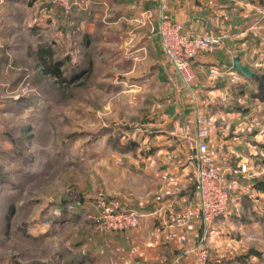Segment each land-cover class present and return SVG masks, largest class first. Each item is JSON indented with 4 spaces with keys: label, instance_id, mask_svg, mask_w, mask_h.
<instances>
[{
    "label": "rangeland",
    "instance_id": "obj_1",
    "mask_svg": "<svg viewBox=\"0 0 264 264\" xmlns=\"http://www.w3.org/2000/svg\"><path fill=\"white\" fill-rule=\"evenodd\" d=\"M2 1L0 264H76L89 250L103 256L94 264H123L122 253L133 249L132 245L123 244V237L133 239L143 218L137 227L114 229L110 225L116 216L136 211L147 202L164 201L162 194L166 192H184L187 188L196 192V149L190 146L196 147L202 113L196 115L194 134L157 133L164 130L166 121L173 124L180 121L176 116L180 111L175 109L173 118L167 113L171 99L150 100L154 96L150 93L143 98L119 96L117 82L122 78L95 63L90 55L88 65L83 66L88 68L87 73L81 79H71L73 84L57 83L39 67L36 51L41 43L47 42L56 51L57 60L72 62L75 57L80 60L86 57L80 31L67 30L75 8H80L85 0H77L78 5L70 14L60 8L59 0ZM238 1L251 4L254 17L260 15L259 23H264V0ZM255 32L250 38L254 51L247 67L264 77V69L256 67L264 62V32ZM225 40L212 51L198 55L214 53L226 44ZM95 46L100 48V42ZM71 62L63 67L69 80L73 71ZM173 74L176 107L178 94L186 89L190 92L194 82L186 85L176 71ZM248 86L247 98L237 97L228 104L247 107L256 116H252L251 122L242 123L238 132L231 129L215 133L212 139L214 146L222 135L229 138L238 134L262 140L243 152L239 162L235 155H230L228 165L223 164L221 173L243 163L251 170L237 177L236 187L232 186L234 178L225 176L231 192L241 189L264 192V102L250 95V90L253 95L258 93L259 82L249 79ZM170 94L168 89L163 96ZM188 159L194 163L182 176L179 171ZM230 205L234 203L230 201ZM258 211L252 215L260 219L256 234L262 239L253 242L251 234L237 231L233 221H246L250 216L245 209L240 216L234 212L232 218L223 219L226 223L221 236L226 242L221 247L205 245L212 251L210 264H264V204ZM204 227L206 240L214 227L209 230ZM139 263L144 264L140 260L126 261V264Z\"/></svg>",
    "mask_w": 264,
    "mask_h": 264
},
{
    "label": "crops",
    "instance_id": "obj_2",
    "mask_svg": "<svg viewBox=\"0 0 264 264\" xmlns=\"http://www.w3.org/2000/svg\"><path fill=\"white\" fill-rule=\"evenodd\" d=\"M2 2L0 0V4ZM161 4L162 0H85L80 8H75L67 30L80 31V44L85 46L86 57L82 60L75 57L72 63L86 64L90 55L95 63H101L115 72L118 79L122 78L120 81L117 79L119 96L138 98L137 95H140L139 98H143L146 93H150L154 95L150 100L162 102L164 99H171L172 106L167 113L173 118L174 110L180 111L176 114L180 121L176 124L166 121L164 130L156 131L157 133L194 134L197 113L209 116L213 127L208 144L221 171L222 155H235L236 162H239V159L244 157L243 152L251 150L256 146L254 143L260 144L262 141L240 137L238 134L229 138L222 135L214 146L215 141L212 139L215 133L223 134L231 129L232 132H238L242 123L256 116V113L247 107L230 106L228 103L237 97H248L249 79L235 68L234 59L239 57L243 65L250 66L248 61L254 51L250 38L257 34L255 31L264 32V23H259L262 19L260 15L254 17L253 7L248 2L166 0L167 13L172 22L182 24L186 31L200 36L231 35L225 40L226 44L214 53L206 56L200 54L195 58L193 67L196 80L192 90L181 91L177 96L178 100L176 99L181 103L178 102V106L174 107V70L163 53L158 34ZM96 42H100L98 49ZM213 73L223 76L212 79ZM168 89L171 94L163 96ZM253 93L250 90L251 96H254ZM247 103L249 105V101ZM190 149L195 150L196 147L191 145ZM194 157L195 154L191 158L192 161ZM191 159L182 165V171H179L182 176L191 170L194 163ZM187 189L189 190L184 192H166L162 194L165 196L162 198L164 201H146L145 205L137 208L136 211L145 216L138 230L134 232L133 239L125 235L123 237L124 245L133 246L129 253H122L123 264H126L127 259L129 262L140 260L144 264H173L178 258L182 259V264H199L196 253L193 252L197 245L204 243L206 249L211 245L221 247L220 245L226 242L223 235L221 236V229L226 223L223 219L232 218L235 216L234 212L240 216L244 209L250 216L249 220L239 219L237 222L233 221L235 224H231L235 225L240 233L251 234L253 242L263 237L256 234L260 219L254 218L252 214L259 213L258 208L263 206L264 192H249L248 189L231 192V203H234V206L230 205L228 214L216 221L214 232L205 240L206 230L201 219H195L187 225L177 221L178 213L190 202L196 203L198 200L197 192ZM209 250L211 251L210 248ZM211 253L212 251L210 255ZM100 258L103 256L100 257L96 252L89 250L76 264H94V261H99Z\"/></svg>",
    "mask_w": 264,
    "mask_h": 264
},
{
    "label": "built area",
    "instance_id": "obj_3",
    "mask_svg": "<svg viewBox=\"0 0 264 264\" xmlns=\"http://www.w3.org/2000/svg\"><path fill=\"white\" fill-rule=\"evenodd\" d=\"M58 4L66 14H70L73 7L78 5L77 0H59ZM158 34L163 53L173 70L180 75L186 85H191L195 80L193 60L197 55L203 51H212L219 47L223 40L231 37L230 34L219 37L200 36L186 31L182 24L172 22L167 13L166 0H162L161 4ZM256 67L259 70L264 69V62L256 64ZM219 76L222 77L223 74L213 73L212 75L213 78ZM212 127L213 122L209 116L199 117L194 166L198 200L195 204L187 205L183 215L179 217L183 225H187L195 219H201L208 230L213 228L215 222L225 216L229 209L231 190L225 184V176H232L234 178L232 186L236 187L239 184L237 177L249 174L251 171L248 165L243 163L237 168L228 167L224 173H221L208 144ZM221 162L228 165L229 157L222 155ZM235 187L234 189H236ZM144 216L145 214L138 211L122 212L116 216L110 226L114 229L137 227ZM193 252L196 253L199 264H210V252L203 244L197 246ZM173 264H182V259L178 258Z\"/></svg>",
    "mask_w": 264,
    "mask_h": 264
},
{
    "label": "trees",
    "instance_id": "obj_4",
    "mask_svg": "<svg viewBox=\"0 0 264 264\" xmlns=\"http://www.w3.org/2000/svg\"><path fill=\"white\" fill-rule=\"evenodd\" d=\"M56 51L52 48V45L43 42L38 46V50L36 51V59L38 62L39 67L42 69L43 73L54 78L57 83L59 84H73L72 80L74 81L81 79L85 72L87 73L88 68L83 67L84 64L79 65V68L76 66L78 64L72 63L70 60L63 62L62 60L55 59ZM70 69L73 71L71 72L70 80L65 77L64 73V65L65 63H70ZM85 69V71H83ZM252 80H256L259 82L258 86V93L254 95L255 98H258L262 102H264V77L259 76L256 74L255 78Z\"/></svg>",
    "mask_w": 264,
    "mask_h": 264
},
{
    "label": "water",
    "instance_id": "obj_5",
    "mask_svg": "<svg viewBox=\"0 0 264 264\" xmlns=\"http://www.w3.org/2000/svg\"><path fill=\"white\" fill-rule=\"evenodd\" d=\"M234 66L235 68L240 71L245 78L247 79H254L256 76V73L253 72L249 67L243 65L239 57H236L234 59Z\"/></svg>",
    "mask_w": 264,
    "mask_h": 264
}]
</instances>
